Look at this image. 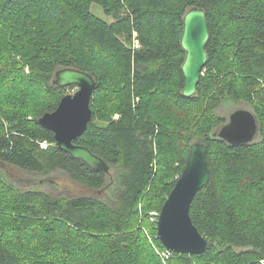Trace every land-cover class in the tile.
Here are the masks:
<instances>
[{
	"label": "trees",
	"instance_id": "trees-1",
	"mask_svg": "<svg viewBox=\"0 0 264 264\" xmlns=\"http://www.w3.org/2000/svg\"><path fill=\"white\" fill-rule=\"evenodd\" d=\"M94 2L114 22L95 15ZM162 2L0 0V264H20L23 241L35 245L23 264H152L151 257L162 264L145 236L151 222L164 248L147 210L160 213L194 139L208 145L210 179L190 213L212 245L201 254L174 252L169 264H264V0ZM194 6L207 12L209 59L196 95L185 97L183 16ZM120 34L130 36L129 47ZM66 67L96 79L94 118L74 142L108 163L109 173L59 149L39 123L64 96L53 79ZM228 100L252 105L260 142L231 146L212 136L227 121L216 111ZM168 152L176 154L167 159ZM10 167L40 178L64 172L94 192H111L110 200L21 188Z\"/></svg>",
	"mask_w": 264,
	"mask_h": 264
},
{
	"label": "water",
	"instance_id": "water-1",
	"mask_svg": "<svg viewBox=\"0 0 264 264\" xmlns=\"http://www.w3.org/2000/svg\"><path fill=\"white\" fill-rule=\"evenodd\" d=\"M210 28L207 12L203 7L194 6L183 16L181 45L185 51L182 73L185 97L196 95L198 84L208 62L207 44ZM53 84L59 87L77 85L74 94L62 97L57 108L44 113L39 123L54 132L55 144L75 159L81 160L90 169L109 173L111 168L100 156L89 148L74 141L81 136L93 120L91 107L96 79L90 73L72 67L56 71ZM260 122L256 114L248 108L232 111L227 121L213 133L214 138L225 140L231 146L246 145L257 140ZM210 179L208 165V145L194 142L185 167L166 200L158 217V237L163 246L173 252L201 254L207 251L212 242L203 236L192 221L191 206L199 190Z\"/></svg>",
	"mask_w": 264,
	"mask_h": 264
},
{
	"label": "rangeland",
	"instance_id": "rangeland-1",
	"mask_svg": "<svg viewBox=\"0 0 264 264\" xmlns=\"http://www.w3.org/2000/svg\"><path fill=\"white\" fill-rule=\"evenodd\" d=\"M138 1H141V3H142L143 0H138ZM144 1H148V2H150V4H153L156 2L158 4L163 3L162 2L163 0L162 1L161 0H144ZM138 4H140V3H138ZM91 9H92V12L95 15H97L98 17L106 19L109 22H114V17L111 15H107L103 10L102 5L99 4V2L92 3ZM118 37H119L120 41H122L126 46L129 47V45L131 43L130 36L127 37L125 34H120ZM141 47H142V45H141ZM114 56H116V54H114ZM133 69H134V66H133ZM16 75H18V72H16L14 74V76H16ZM11 79H13V78H11ZM16 80H18V79H16ZM13 81H14V79H13ZM14 83H15V81H14ZM77 90H78L77 85H70V86L65 87V89L63 90V94H64V96L67 94H74ZM34 94L36 96L39 95L37 90L35 91ZM135 102L137 103L138 101L135 100L133 102V105ZM241 107L248 108L254 112L252 105L247 103V102H244V101L235 102V101L228 100V101H224L220 105V107L217 109L216 113L218 115H220L221 117L226 118V120H227L232 111H234L237 108H241ZM111 114H113L112 117H114L115 119L119 118L121 115V113L119 111H112ZM196 140H198V139H194V142H196ZM260 140H261V138L259 135L257 137V141L260 142ZM175 154H176L175 152H168L166 154V158L169 159L172 155H175ZM164 165H166V172L167 173H169V174H170V172L174 173V171H169L167 160L165 161ZM8 174H9L11 181L15 185H17L21 188L38 187V188H42V189L50 191V192H54L56 194H64L67 196L88 195V196H93L97 199L104 200V201L110 200V196H111V192H106V190H103L102 192H94V191H92L86 187H83V186L75 183L64 172H58L56 174H53L52 176H47L46 178H40V177H37V176L32 175L30 173H27L23 170H20L18 168L10 167ZM180 175H178L177 179L180 177ZM243 188H244L243 185H240V189H243ZM106 189H107V191L109 190L108 188H106ZM154 210L153 209L147 210L148 211L147 213H149L151 215V219H152V215H153ZM141 214H143V215L145 214V212L143 211V207L141 210ZM152 221L154 222L153 219H152ZM151 226L152 225L150 222L146 228L147 230L145 231L146 232L145 236H146V238L150 244V247L153 250V255L154 256L156 255L155 257L156 258L158 257L161 260L162 264H169L168 259L163 260L162 257L158 253L159 251L157 249H159L160 247L157 244L155 238L153 237L154 230H153V228H151ZM43 227L45 229L46 227H49V226L44 225ZM20 232L21 231L20 230L18 231V229H15V228L13 229V233H14V238L12 240L13 244H17L18 239L15 237V234L17 235V237H20ZM69 239L72 240V237L70 236ZM50 241L51 240H48L47 242H50ZM47 242H46V245L49 244ZM33 243L34 242H32V241L18 242V247L16 248V254L20 257L19 258L20 264H23V262L21 261V257L24 255L26 250L27 249H33V250L35 249L34 248L35 245H33ZM57 244H58V242L54 243L53 245H57ZM53 245L51 246L52 249H54ZM13 246L15 247L16 245H13ZM39 249H40V247H38V251H39ZM50 250L51 249H49L48 247L46 249L44 248L45 253H47V251H50ZM149 260H150V262L147 261L148 263L155 264V262H156L153 257H151Z\"/></svg>",
	"mask_w": 264,
	"mask_h": 264
},
{
	"label": "built area",
	"instance_id": "built-area-1",
	"mask_svg": "<svg viewBox=\"0 0 264 264\" xmlns=\"http://www.w3.org/2000/svg\"><path fill=\"white\" fill-rule=\"evenodd\" d=\"M139 46H140V41L138 39V34H137V31H134V34H133V50L135 51ZM43 146L44 147L48 146V143L44 142ZM159 214H160L159 212L154 211L153 215H152L153 219L158 220ZM157 250L159 251L158 253L162 257L163 260L169 259L170 257H172V255L174 253L173 251H171L165 247L159 248Z\"/></svg>",
	"mask_w": 264,
	"mask_h": 264
},
{
	"label": "bare ground",
	"instance_id": "bare-ground-1",
	"mask_svg": "<svg viewBox=\"0 0 264 264\" xmlns=\"http://www.w3.org/2000/svg\"><path fill=\"white\" fill-rule=\"evenodd\" d=\"M64 26H65V25H64ZM64 26H63V27H64ZM18 59H19V58H18ZM15 64H16V63H15Z\"/></svg>",
	"mask_w": 264,
	"mask_h": 264
}]
</instances>
